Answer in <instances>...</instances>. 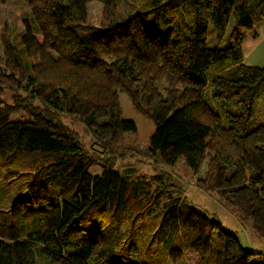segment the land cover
<instances>
[{
  "label": "trees",
  "instance_id": "1",
  "mask_svg": "<svg viewBox=\"0 0 264 264\" xmlns=\"http://www.w3.org/2000/svg\"><path fill=\"white\" fill-rule=\"evenodd\" d=\"M26 1L35 27L27 22L18 45L5 31L0 39V264H125L117 250L130 238L135 255L143 234L171 262L192 252L198 264H264L158 167H204L196 183L264 238V120L247 128L264 96V65H247L242 48L246 31L257 35L252 14L264 0H128L136 11L123 22L120 0ZM94 1L99 27L87 32ZM148 11L163 33L144 30ZM208 23L219 37L230 24L224 46H205ZM119 90L155 123L145 147L120 146L136 128L121 117ZM127 152L155 172L122 169ZM147 215L154 220L138 225Z\"/></svg>",
  "mask_w": 264,
  "mask_h": 264
},
{
  "label": "rangeland",
  "instance_id": "2",
  "mask_svg": "<svg viewBox=\"0 0 264 264\" xmlns=\"http://www.w3.org/2000/svg\"><path fill=\"white\" fill-rule=\"evenodd\" d=\"M101 4L97 1L91 2L88 5V21L85 25V31L89 32L88 27H99V20L101 14ZM119 17L118 21H125L131 13L136 11L134 5L128 0H120L119 2ZM155 12H140L142 17V25L146 32H162L155 20ZM151 15H153L151 17ZM252 19L256 24L257 35H253L252 32L246 31L244 33V39L242 42V48L244 52V62L247 65H264V5L259 7L253 14ZM27 22L31 28L35 27V21L30 18V7L26 0H9L7 2H0V39L1 34L5 31L7 38L12 44L18 45V37L20 34L26 31ZM230 24H228L225 33L222 37H219L217 31L211 23L207 24L206 34L204 39L205 46L209 48H215L224 46L226 44V36ZM87 29V30H86ZM21 55L25 59V53L21 50ZM2 56V48L0 41V57ZM22 93V91H20ZM12 91L5 89L2 96V102L11 101ZM118 97L121 107V117L123 119L131 120L135 124V131L125 132L120 146L122 147H145L149 141L150 136L155 130V123L147 115L136 111L130 104L128 95L126 92L119 90ZM17 117H22L23 113L19 112ZM264 120V96L256 99L253 106V116L250 119L247 128L253 129ZM224 121V120H223ZM71 128H73L86 145L91 149H98L93 144L92 137L86 130L82 123L73 118L64 120ZM117 165L122 169L127 167L137 168L140 173H144L146 176L153 174L155 169L153 163L145 159L144 156L139 154H133L127 152L120 160H117ZM160 169L171 172L173 174V182L184 190V195L188 198V203L192 204L197 211L203 215L214 217L221 222L225 229L232 231L238 235L241 239V243L247 249L256 251L252 258V263H264V238L254 232L251 228L249 221L241 220L235 210L230 206L220 202L218 195L214 191L205 190L203 187L196 183L197 176H200L204 170L201 168L197 173H193L182 160L176 162L174 166H165L158 164ZM27 200V198H26ZM151 198L145 199V203H149ZM154 208L158 210L161 204L152 202ZM145 216L142 221L138 222V225L144 226V224L151 223L154 218ZM130 238H126L121 244V247L117 250L115 257L122 260L125 264H198L196 255L192 252L184 253L183 259L176 262L169 261L168 258H164L157 253H154L149 249L152 237L149 238L143 234L142 237L136 238L137 253L135 255L128 254V246L130 244ZM154 244L155 241H153ZM45 258V257H44ZM37 264H49L46 259L37 258Z\"/></svg>",
  "mask_w": 264,
  "mask_h": 264
}]
</instances>
